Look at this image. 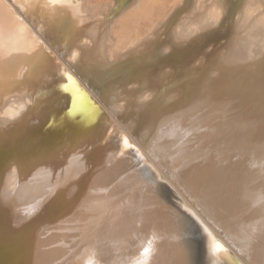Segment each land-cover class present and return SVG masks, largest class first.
<instances>
[{
    "label": "bare ground",
    "instance_id": "6f19581e",
    "mask_svg": "<svg viewBox=\"0 0 264 264\" xmlns=\"http://www.w3.org/2000/svg\"><path fill=\"white\" fill-rule=\"evenodd\" d=\"M21 93L0 264H189L183 209L211 264H264V0H0V111Z\"/></svg>",
    "mask_w": 264,
    "mask_h": 264
},
{
    "label": "water",
    "instance_id": "95a60500",
    "mask_svg": "<svg viewBox=\"0 0 264 264\" xmlns=\"http://www.w3.org/2000/svg\"><path fill=\"white\" fill-rule=\"evenodd\" d=\"M162 191L167 198L175 201L179 198L174 190L166 183L161 182ZM174 198V200H173ZM183 219L185 220V242L191 253V261L189 264H211L209 251L206 247L205 231L203 225L192 213L182 210Z\"/></svg>",
    "mask_w": 264,
    "mask_h": 264
},
{
    "label": "clouds",
    "instance_id": "9594fccd",
    "mask_svg": "<svg viewBox=\"0 0 264 264\" xmlns=\"http://www.w3.org/2000/svg\"><path fill=\"white\" fill-rule=\"evenodd\" d=\"M77 55L76 52L72 53V56L75 57ZM24 96V98L17 103L16 96L9 97V103L3 107V110L0 111V116H7L9 120L15 121L23 116V114L29 109L30 106L34 103V98H28L24 95V93L20 94ZM213 252L222 251V249L214 250Z\"/></svg>",
    "mask_w": 264,
    "mask_h": 264
},
{
    "label": "snow or ice",
    "instance_id": "6c2138e0",
    "mask_svg": "<svg viewBox=\"0 0 264 264\" xmlns=\"http://www.w3.org/2000/svg\"><path fill=\"white\" fill-rule=\"evenodd\" d=\"M123 142H124V144H125L126 146H130L129 141H128L127 138H124V141H123ZM204 231H205V232L207 233V235H208L209 237H211V239H212V248H213L214 250L222 249V247H223L222 244L219 243L214 237H212L211 232H209L207 228H205Z\"/></svg>",
    "mask_w": 264,
    "mask_h": 264
},
{
    "label": "rangeland",
    "instance_id": "374dc122",
    "mask_svg": "<svg viewBox=\"0 0 264 264\" xmlns=\"http://www.w3.org/2000/svg\"><path fill=\"white\" fill-rule=\"evenodd\" d=\"M164 182H166V183H167V184H168V185L174 190V192L177 194V196H179V197L182 196L181 194H179V193L176 191V188H175V187L173 188V185H172V184H170V183H169L168 181H166V180H165ZM173 200H174V198H173Z\"/></svg>",
    "mask_w": 264,
    "mask_h": 264
}]
</instances>
